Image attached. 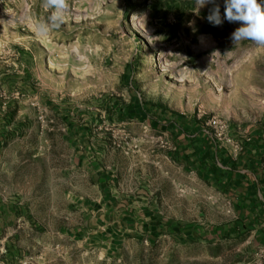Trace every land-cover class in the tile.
Listing matches in <instances>:
<instances>
[{
    "label": "rangeland",
    "instance_id": "obj_1",
    "mask_svg": "<svg viewBox=\"0 0 264 264\" xmlns=\"http://www.w3.org/2000/svg\"><path fill=\"white\" fill-rule=\"evenodd\" d=\"M25 2L0 0V200L12 216L0 264L239 263V242L224 246L236 251L222 261L212 257L217 247L167 234L153 242L97 244L98 235H115L96 233L92 214L82 211L100 198L72 159L84 141L93 144L117 167L108 188L113 196L124 192L156 206L166 222L197 224L213 235L236 220L227 197L215 184L192 182L189 165L163 176L147 160L154 156L161 164L175 145L153 142L144 130L133 133L123 110L131 91L189 126L218 117L235 142H247L264 127V47L250 40L234 44L231 33L240 25L213 26L207 21L213 5L198 12L196 0H68L64 22L44 37L31 21L49 23L52 10L43 0H27L29 9ZM216 3L223 15L224 0ZM142 14L154 44L137 30ZM225 149L233 159L240 154ZM136 160L146 164L140 183L139 169L134 175L127 170Z\"/></svg>",
    "mask_w": 264,
    "mask_h": 264
},
{
    "label": "crops",
    "instance_id": "obj_2",
    "mask_svg": "<svg viewBox=\"0 0 264 264\" xmlns=\"http://www.w3.org/2000/svg\"><path fill=\"white\" fill-rule=\"evenodd\" d=\"M136 101L140 106L148 109V115L143 119L140 116L130 119L133 133L138 136H141L142 132L151 134L153 142L168 141L176 148L174 153H167L163 156L164 160L160 161L161 164H155L154 156L147 160L148 163L157 165L158 171L163 176L169 175L172 167H177L182 171L189 165L193 168L189 172L190 180L196 184L207 182L210 186L213 184L218 186L217 188H220L222 194L231 203L232 211L237 214L236 220L223 225L211 235L197 224L176 225L170 221L166 222L160 217L156 206H148L135 199L130 200L129 195L124 192L121 193L120 199L113 196L108 188L115 177L112 168L116 166L106 162L105 156L97 147L84 141V148L80 147L82 150H79L78 155L72 159V168L77 166L82 180L88 185L91 183L90 186L97 190L100 199L91 200L89 205L82 207V211L88 213L89 216L92 214L91 220L98 229L96 233L105 236L115 235L108 238L98 235L99 242H95L109 245H116L125 239H142L146 242H153L167 234L169 237L178 239L179 242L195 241L204 247H217L218 252L212 253V257L218 261H222L230 252L235 253L236 251L224 248L226 244L239 242L242 249L237 251L243 256L237 264H264V156L258 157L257 155L258 153L264 154V127L260 128L262 137L259 139L258 146L253 145L249 139L243 143L239 156L233 159L225 148L214 146L210 138L202 132L201 126H189L181 116L172 114L163 107L148 106L142 103L139 97H136ZM141 130L144 131L141 132ZM206 143L208 146L204 145ZM2 154L3 150L0 148V166L2 165ZM220 154L238 163L239 167L236 172L231 171L228 166L221 165ZM206 155H209L208 158ZM136 161L134 164L127 163V170L131 169L134 175V170L139 169L137 179L140 183L144 175L141 169L146 164L139 160ZM250 163H257L259 166L257 169H252L248 166ZM213 169L217 170L216 174L212 173ZM87 197L83 199L84 204L85 201L90 200ZM11 219L10 207L0 200V243L6 240L2 238V234ZM243 232L245 235L238 237ZM95 239L85 237L83 240L93 241Z\"/></svg>",
    "mask_w": 264,
    "mask_h": 264
},
{
    "label": "clouds",
    "instance_id": "obj_3",
    "mask_svg": "<svg viewBox=\"0 0 264 264\" xmlns=\"http://www.w3.org/2000/svg\"><path fill=\"white\" fill-rule=\"evenodd\" d=\"M212 4L209 10L207 21L213 26H220L227 21L228 23H238L237 27L231 33V39L234 44H239L243 40H250L255 45L264 47V3L261 0H224V11L221 9L216 0H196L197 11L201 8ZM43 8L52 10L49 16V23H37L31 21L37 36L44 37L51 28H59L64 22L66 15L70 12L68 0H43ZM30 4L25 2V8L29 9ZM143 15V26L136 25L137 30L148 40L149 43H155V37L150 35L147 29V16ZM133 16H137L134 14ZM194 22L189 21V26ZM83 59V57H80Z\"/></svg>",
    "mask_w": 264,
    "mask_h": 264
},
{
    "label": "trees",
    "instance_id": "obj_4",
    "mask_svg": "<svg viewBox=\"0 0 264 264\" xmlns=\"http://www.w3.org/2000/svg\"><path fill=\"white\" fill-rule=\"evenodd\" d=\"M130 71H131L130 69H127L125 74H124V77L130 76V74H131ZM130 86L134 90L132 83ZM130 96H131V100H130L129 104L126 106V108L123 110V117L126 119H133V118H136L138 116H140V118H142V119L146 118V116L148 115V109L140 106V104L137 103L136 96L131 91H130ZM260 137H262L261 129L255 130L253 136L250 138V141L252 142L253 145L258 146V143L260 141L259 140ZM204 145L208 146L207 143ZM257 155H258V157L264 156L263 153H261V154L258 153ZM208 156L209 155H206V158H208ZM245 156L247 157V155H245ZM220 163L223 167L228 166L230 168V170L233 172H236L238 167H239L237 162H232V160L229 157H226L224 154H220ZM248 166H250L252 169H257V167L259 165L257 163H250ZM212 173L216 174L217 170L213 169Z\"/></svg>",
    "mask_w": 264,
    "mask_h": 264
},
{
    "label": "built area",
    "instance_id": "obj_5",
    "mask_svg": "<svg viewBox=\"0 0 264 264\" xmlns=\"http://www.w3.org/2000/svg\"><path fill=\"white\" fill-rule=\"evenodd\" d=\"M201 127L202 132L210 138L216 148L230 146L235 155L242 151L243 143H237L232 139L229 125L224 120L212 117Z\"/></svg>",
    "mask_w": 264,
    "mask_h": 264
}]
</instances>
